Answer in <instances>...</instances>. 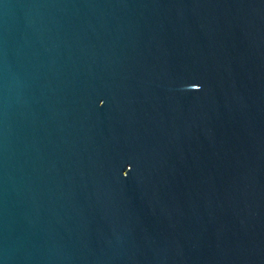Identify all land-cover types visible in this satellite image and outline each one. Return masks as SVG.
<instances>
[{"label":"water","instance_id":"obj_1","mask_svg":"<svg viewBox=\"0 0 264 264\" xmlns=\"http://www.w3.org/2000/svg\"><path fill=\"white\" fill-rule=\"evenodd\" d=\"M0 264H264V0H0Z\"/></svg>","mask_w":264,"mask_h":264}]
</instances>
